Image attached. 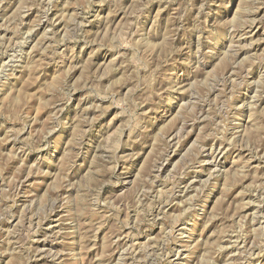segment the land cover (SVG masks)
<instances>
[{
	"label": "rangeland",
	"instance_id": "rangeland-1",
	"mask_svg": "<svg viewBox=\"0 0 264 264\" xmlns=\"http://www.w3.org/2000/svg\"><path fill=\"white\" fill-rule=\"evenodd\" d=\"M0 264H264V0H0Z\"/></svg>",
	"mask_w": 264,
	"mask_h": 264
}]
</instances>
